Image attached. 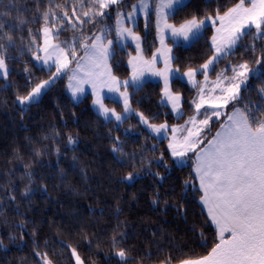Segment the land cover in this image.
I'll return each instance as SVG.
<instances>
[{
    "label": "snow or ice",
    "instance_id": "snow-or-ice-1",
    "mask_svg": "<svg viewBox=\"0 0 264 264\" xmlns=\"http://www.w3.org/2000/svg\"><path fill=\"white\" fill-rule=\"evenodd\" d=\"M216 2L206 0L208 5ZM189 3L190 0H136V3L131 0H32L29 6L28 0L22 3L20 0H0V9H3L0 11V79H7L9 64L18 62L13 53L26 51L30 53V62H38V65L33 63L37 70L44 71L47 66L49 79L35 83L27 95L17 96L21 114L64 78L66 90L74 100L85 93V86H89L98 117L121 126L129 114L135 113L129 86L139 87L145 73L162 77L163 92L159 103L167 107L177 121L184 120V123L173 125L167 119L152 123L144 113L135 114L152 138L167 140L168 157L175 167H184L186 158L192 160L194 157L192 174L195 179L184 182V198L187 199L189 191L199 192V201L206 208V223L214 224L217 231V241L207 255L183 259L179 264H264V0H235L231 7L222 9L218 6L212 14H193L178 26L169 23V19L182 12ZM141 14L145 21V36L134 30ZM150 17L155 18L160 48L151 59H146L142 54V43L150 34L147 31ZM106 20H112L113 24L96 27ZM34 22L39 25L35 33L30 27ZM87 26L96 30L89 32ZM210 27H215V32L209 45L212 54L207 60L183 73L179 68L174 69L172 61L177 58L171 55L172 49L165 44L166 38L170 37L173 43L194 44ZM68 32L73 35L61 41L60 37ZM128 41L135 43L137 55L128 60L131 76L121 80L113 74L112 62L120 52L126 51ZM238 52L246 53L256 67L251 68L245 60L235 65L229 63L224 69L218 68ZM158 57L164 65L160 69L156 68ZM73 63L75 67H71ZM23 72L28 75L27 83H31L27 65ZM209 73L215 79H211ZM198 75L203 79L197 80ZM173 77L177 80L186 78V83L195 89V97L188 102L192 109L190 116L183 109V95L172 91ZM105 89L118 95V99H109L121 103L123 114L105 104ZM253 93L255 101L251 99ZM217 125L218 130L212 134ZM67 139L69 146L76 144L71 136ZM111 139V152L122 166H126L122 157L129 154L125 152L124 142L118 136ZM156 150V145L150 149ZM56 151L59 154L58 148ZM41 154L39 150L34 152L35 156ZM130 159L143 165L146 156L141 154L136 160L132 154ZM153 164L170 172L164 155L147 160L145 173L157 177L159 182L164 181L165 176L151 171ZM26 175L29 186L20 195L30 201L34 194L30 187L33 174ZM139 175L129 172L123 179L133 181ZM0 190H3L2 185ZM6 195L10 203L16 204L15 195L11 192ZM156 202L153 200L154 204ZM14 211L24 215L18 205ZM177 212L180 213L179 208ZM3 215L4 205L0 203V216ZM16 227L22 233L27 232L23 222ZM191 231L198 234L201 247H207L203 232H198L195 225ZM114 233H119V226ZM27 234L33 237V256L37 264H54L48 252L35 250L40 247L35 240V229ZM81 235L87 239V233ZM8 239L15 244L22 236L9 234ZM126 239L124 234H119V238L116 234L112 236L113 252L107 264H112L113 259L116 264H139V258L130 255L132 249L124 245ZM87 243L91 248L93 241L87 240ZM56 244L68 250L74 264H84L76 247L63 240L58 239L53 244L46 240L44 247H51L55 254ZM3 247L4 240L0 238V248ZM144 256L151 259L148 252ZM165 264H171V258Z\"/></svg>",
    "mask_w": 264,
    "mask_h": 264
},
{
    "label": "trees",
    "instance_id": "trees-1",
    "mask_svg": "<svg viewBox=\"0 0 264 264\" xmlns=\"http://www.w3.org/2000/svg\"><path fill=\"white\" fill-rule=\"evenodd\" d=\"M131 2L136 3V0ZM234 2L217 0L208 5L206 0H190L188 6L169 21L178 26L193 14H212L216 7L224 9ZM31 3L32 0H28L29 6ZM154 20V17L149 18L147 31L150 34L143 42V53L147 58H151L158 48ZM112 24V20H106L96 27ZM30 27L35 33L39 25L34 22ZM87 30L96 29L87 26ZM134 30L145 36V21L139 19ZM214 32L215 29L210 27L199 42L190 46L170 42L173 57L177 58L173 59V64L181 73L189 67H198L212 54L209 45ZM72 35L68 32L60 40ZM37 42H40L39 36ZM135 53L136 50L128 46L112 62L113 74L119 79L129 78L131 72L127 63ZM13 55L18 62L9 64L7 80L0 79V185L3 186L0 203L4 205V215L0 216V238L4 240V247L0 248V264H37L33 256V237L27 234L33 229L35 240L40 245L35 250L48 252L54 264H74V260L68 250L59 244H56L55 254L51 247H44L46 240L53 244L59 239L76 247L84 264H107L113 252L111 238L114 234L117 238L119 234L126 235L123 243L132 249L130 255L139 258V264H165L169 258L171 264H179L183 259L207 255L217 241L215 226L206 223L207 216L199 201V192L189 191L187 199L184 198V182L195 179L192 174L194 162L190 160L182 168L175 167L168 157L167 140L152 138L135 114L144 113L152 123H161L165 119L173 125L184 122L177 121L167 107L160 105L162 82L146 81L136 89L129 86L131 107L135 113L130 114L121 126L98 117L92 107V95L74 102L66 90L67 80L64 78L44 93L38 103L21 114L17 96L27 95L35 83L49 79V74L46 68L40 71L33 67V63H38L30 62V53L17 51ZM245 60L249 61L251 68L256 67L246 53L238 52L218 68ZM25 65L31 73V83H27L28 75L23 72ZM12 69H15L14 73ZM209 75L215 77L212 73ZM197 77L198 80L203 79L202 76ZM171 87L173 92L183 95V109L187 115H192L188 102L195 97V89L186 81L175 78ZM251 99L255 101L254 93ZM105 103L122 112L121 103H113L109 98L105 99ZM216 130L218 125L213 127L212 134ZM69 136L76 140L75 145H68ZM117 136L124 142L125 152L129 154L122 157L126 166H122L110 150L113 144L111 138ZM153 145L157 146L155 152L150 151ZM37 150L42 153L40 156L34 155ZM132 154H135L136 160L144 154L145 164L131 160ZM161 154L171 171L165 172L164 168L153 164L151 171L166 177L159 182L157 177L145 173L147 160L158 159ZM129 172L140 175L132 182L124 181L123 177ZM26 173L33 174L30 187L34 194L30 201L20 195L29 186ZM8 192L16 196V204L9 202ZM153 200L157 202L154 204ZM17 205L23 216L14 211ZM21 222L27 228L25 233L17 230L16 225ZM193 225L198 232H203L207 247H201L198 234L191 231ZM117 226L119 233H114ZM81 233H87V239ZM9 234L22 236V240L17 239L13 244L8 239ZM87 240L93 241L91 248ZM145 252L151 254V259L144 256ZM112 264H116L115 259Z\"/></svg>",
    "mask_w": 264,
    "mask_h": 264
},
{
    "label": "rangeland",
    "instance_id": "rangeland-1",
    "mask_svg": "<svg viewBox=\"0 0 264 264\" xmlns=\"http://www.w3.org/2000/svg\"><path fill=\"white\" fill-rule=\"evenodd\" d=\"M140 17H142V19L144 20V18H143V15L141 14V15H139L138 16V20L140 19ZM170 22V21H169ZM138 23V22H137ZM214 28V27H213ZM167 39V38H166ZM157 41H158V48H160V43H159V39H158V37H157ZM165 44L167 45V43H166V40H165ZM174 44V43H173ZM186 44H188V43H183V45H186ZM127 45L128 46H132L135 50H136V48H135V43L134 42H132V41H128L127 42ZM127 46V47H128ZM126 47V48H127ZM155 53H156V51H155ZM154 53V54H155ZM136 54H137V51H136ZM134 56V55H133ZM143 56L145 57V55H144V53H143ZM146 59H151V58H147V57H145ZM160 62L161 64H162V66H164L163 65V60H162V58H159L158 57V59H157V61H156V63L157 62ZM38 63V62H37ZM127 65H128V67H129V70H130V72H131V66L127 63ZM71 67H75V64L73 63V65L71 66ZM226 67V66H225ZM224 67V68H225ZM45 68L47 69V66H45ZM163 68V67H162ZM223 68V69H224ZM228 75H231V73L229 72L228 73ZM130 76H131V74H130ZM129 76V77H130ZM8 78V77H7ZM211 78V77H210ZM186 79V78H185ZM211 79H215V77H213V78H211ZM7 80V79H6ZM126 80V79H125ZM148 80H161L162 81V84H163V79H162V77H158V76H154V75H152L151 73H145V75H144V78H143V82H145V81H148ZM186 81V80H185ZM142 82V83H143ZM188 85H190V84H188ZM86 87V91H85V93L83 94V95H81L78 99H73L72 98V96H71V93L69 92V94H70V96H71V98L73 99V101L74 102H79V101H81L82 99H84L88 94H90V95H92V99L94 98L93 97V94L91 93V89H90V87L89 86H85ZM134 87H136V86H134ZM123 90V89H122ZM44 95V93L42 94V96ZM41 96V97H42ZM105 96H106V98H116V99H118V95L116 94V93H111V92H108L107 91V89H105ZM105 98V99H106ZM41 99V98H40ZM162 99V98H161ZM106 104V103H105ZM231 106V105H230ZM229 106V107H230ZM92 107H93V105H92ZM109 107V106H108ZM111 108V107H110ZM93 109L95 110V108L93 107ZM96 112V111H95ZM118 112V111H117ZM122 114H123V112H121ZM130 115V114H129ZM174 115V114H173ZM184 123V122H183ZM183 123H181V124H183ZM115 124H117V123H115ZM189 155H191V154H189ZM186 161H187V163H186V165H188L189 164V161L190 160H188L187 158H186ZM192 161L194 162V159H192ZM128 182H132V181H128ZM205 209V211H206V208H204ZM214 225V224H213ZM215 226V225H214Z\"/></svg>",
    "mask_w": 264,
    "mask_h": 264
},
{
    "label": "crops",
    "instance_id": "crops-1",
    "mask_svg": "<svg viewBox=\"0 0 264 264\" xmlns=\"http://www.w3.org/2000/svg\"><path fill=\"white\" fill-rule=\"evenodd\" d=\"M140 19H142V17H140ZM138 21H139V20H138ZM169 23H170V22H169ZM214 29H215V27H214ZM170 42L173 44V40H172L170 37H168V38L166 39V43H167V46H168L169 48L172 49V44H171ZM175 44H177V45L179 44V45H182V46H190V45H191V44L183 45L182 42L174 43V45H175ZM142 49H143V43H142ZM142 54H143V53H142ZM155 54H156V53H155ZM136 55H137V54L135 53L134 56H136ZM171 55L173 56V49H172V53H171ZM132 56H133V55H132ZM162 67H163L162 64L158 61V62L156 63V68L160 69V68H162ZM172 67H173L174 69L176 68V67L174 66V64H173V61H172ZM174 78H175V77H173L172 80H173ZM172 80H171V83H172ZM185 80H186V79H185ZM185 80H184V81H185ZM197 80H198V77H197ZM148 81H160V82H162L161 80H148ZM145 82H146V81H145ZM143 83H144V82H143ZM143 83H142V84H143ZM142 84H141V85H142ZM141 85H140V86H141ZM130 86H131V85H130ZM140 86H139V87H140ZM131 87H133V88H135V89L138 88L137 86H136V87L131 86ZM202 207H203V206H202ZM203 209H204V207H203ZM204 210H205V209H204ZM205 212H206V211H205Z\"/></svg>",
    "mask_w": 264,
    "mask_h": 264
}]
</instances>
